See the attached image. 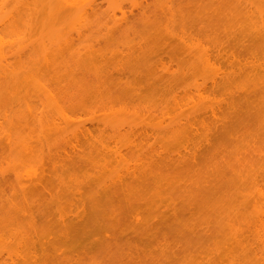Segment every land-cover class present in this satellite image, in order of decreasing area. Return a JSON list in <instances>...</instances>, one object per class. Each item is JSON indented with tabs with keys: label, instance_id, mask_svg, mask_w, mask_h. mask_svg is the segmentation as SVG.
Listing matches in <instances>:
<instances>
[{
	"label": "rangeland",
	"instance_id": "obj_1",
	"mask_svg": "<svg viewBox=\"0 0 264 264\" xmlns=\"http://www.w3.org/2000/svg\"><path fill=\"white\" fill-rule=\"evenodd\" d=\"M128 1L122 33L91 27L76 45L97 54L107 92L47 107L46 131L28 90L9 105L0 264H264V0ZM8 16V50L42 34L32 0H0ZM105 109L126 136L101 125ZM60 114L89 131L56 132Z\"/></svg>",
	"mask_w": 264,
	"mask_h": 264
},
{
	"label": "bare ground",
	"instance_id": "obj_2",
	"mask_svg": "<svg viewBox=\"0 0 264 264\" xmlns=\"http://www.w3.org/2000/svg\"><path fill=\"white\" fill-rule=\"evenodd\" d=\"M119 1L32 0L33 16L42 34L35 37L27 49L19 46L13 49V52L7 49L11 41L3 40V37H0V129L4 121L8 120L12 111V107L9 105L22 90H28L34 96L38 108H40L38 111L39 123L46 131L47 107L53 106L59 111V107L67 103L73 109L85 110L86 103H84V99L90 95L89 92L95 91L94 93H96L102 87L103 92H97L99 95L107 92L108 86L110 89L112 82H110L109 77L106 78L107 75L102 74V67H98L100 65H98L99 61L96 58L97 54L92 52L94 59L92 56L87 58L89 53L82 52L76 45L79 46L86 39H89V36L84 33L91 27L96 28L97 35L95 38L101 39V41L111 38L115 33L120 34L124 31L122 27L126 23V16L121 10ZM128 2L134 8L139 6L138 0H129ZM104 12L107 19L101 23ZM61 21H64L65 24L57 29L56 27ZM4 23H11V17L0 19V26ZM109 24L110 26H108ZM46 28L49 29L47 37ZM8 51L13 58L16 56L17 61L15 64H11L8 56L6 57ZM115 53L117 52L110 53L111 57L113 54L114 59L117 57ZM128 54L130 53L128 52L125 55L124 52L122 56L125 55L124 58L129 60ZM99 55L97 56L100 57L99 59H104L102 58L103 53ZM199 56L197 61L202 68L204 70L209 69L208 59L205 57L206 60L203 54ZM25 58L26 60H24ZM126 59L123 60L126 61ZM124 61H121L120 64ZM46 72L49 77V83L47 84ZM111 95L110 93L109 100L113 97ZM116 100V98L111 99L109 102ZM202 109L204 108L197 110V114L205 115L207 110ZM28 111L33 112V109L28 106ZM109 111L104 110L106 112L105 114L103 112L104 118L108 119L101 121V125L104 128H109L119 137L126 136L131 129H125L121 125H113L114 120L111 119H114L115 116L109 115ZM111 113L115 114L116 112ZM75 124H78L79 128L75 127ZM51 125L53 126L52 129L57 130L56 132L70 131L71 136H76L77 133L84 135L89 131L84 125L80 126L79 122L75 123L65 114H60L57 118L52 119ZM1 141L2 138L0 137V143ZM119 178L120 176H116L114 180H119ZM27 181L30 185H33L37 179L36 177H30ZM25 182L18 180V185H23ZM262 212L264 216V211L262 210ZM262 212L259 208L256 210L258 216ZM23 263L25 264V261Z\"/></svg>",
	"mask_w": 264,
	"mask_h": 264
}]
</instances>
